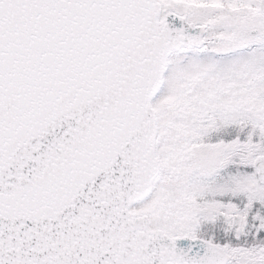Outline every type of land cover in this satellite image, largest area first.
Masks as SVG:
<instances>
[{"label": "snow or ice", "instance_id": "obj_1", "mask_svg": "<svg viewBox=\"0 0 264 264\" xmlns=\"http://www.w3.org/2000/svg\"><path fill=\"white\" fill-rule=\"evenodd\" d=\"M0 264H264V0H0Z\"/></svg>", "mask_w": 264, "mask_h": 264}]
</instances>
